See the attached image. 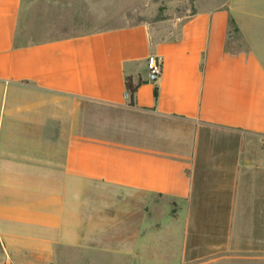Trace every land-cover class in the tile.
I'll return each mask as SVG.
<instances>
[{"label": "crops", "instance_id": "crops-1", "mask_svg": "<svg viewBox=\"0 0 264 264\" xmlns=\"http://www.w3.org/2000/svg\"><path fill=\"white\" fill-rule=\"evenodd\" d=\"M137 1L0 0V244L13 264H264V0L141 20ZM170 202L187 219L149 217Z\"/></svg>", "mask_w": 264, "mask_h": 264}, {"label": "rangeland", "instance_id": "rangeland-1", "mask_svg": "<svg viewBox=\"0 0 264 264\" xmlns=\"http://www.w3.org/2000/svg\"><path fill=\"white\" fill-rule=\"evenodd\" d=\"M176 8H179L177 3H170L168 0H138L137 4H136V11H137L138 20L144 19V17L146 15L148 16L149 13H152L153 17H155L157 15H162L165 12L173 11V9H176ZM98 197H100L98 199H104V202L110 203L114 196L112 197L109 195H103V196H98ZM118 197H119V202L122 204L120 214H121L122 218H128L130 212L128 210H124L123 204L129 203V201H130L129 196L128 195H121ZM115 198H116V196H115ZM98 202H99L98 204H103V202H101V201H98ZM103 208H104L103 211L106 213H109V214H111L113 211L111 209V207H107V205H105V207H103ZM147 213L149 214V217L154 218V220H158V219L159 220L162 219L161 221L168 220L169 224H170V220L187 219V217H188L187 212H179L177 210V205L172 204L171 202L169 204V209L167 211H151V212H147ZM135 214L138 216V214H141V211L140 212L138 211ZM172 225L176 229V227H177L176 223L172 224ZM102 229L105 233H107V231L109 233L113 232V230L116 231V229H113L112 226H106V227H103ZM133 231H134L133 228L128 227V225L122 226L120 228V233H121L122 237H124V238L128 237V235L133 233ZM130 261L131 260L129 258H124V259H122V264H130ZM0 264H13L9 260L6 252L3 250L1 244H0ZM60 264H65V260L62 259Z\"/></svg>", "mask_w": 264, "mask_h": 264}, {"label": "built area", "instance_id": "built-area-1", "mask_svg": "<svg viewBox=\"0 0 264 264\" xmlns=\"http://www.w3.org/2000/svg\"><path fill=\"white\" fill-rule=\"evenodd\" d=\"M146 74H147V81L149 82H156L161 74V60L158 59L156 54H149L146 57Z\"/></svg>", "mask_w": 264, "mask_h": 264}, {"label": "trees", "instance_id": "trees-1", "mask_svg": "<svg viewBox=\"0 0 264 264\" xmlns=\"http://www.w3.org/2000/svg\"><path fill=\"white\" fill-rule=\"evenodd\" d=\"M231 23L233 20L230 19ZM142 80L138 79L137 82H134L130 76H126L124 80L125 89L129 95V104L134 105L136 99V91Z\"/></svg>", "mask_w": 264, "mask_h": 264}]
</instances>
